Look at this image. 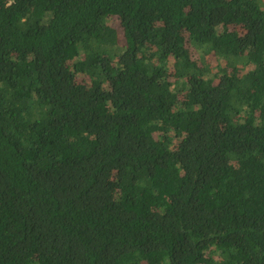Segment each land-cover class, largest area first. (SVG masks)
Listing matches in <instances>:
<instances>
[{"label":"trees","instance_id":"obj_1","mask_svg":"<svg viewBox=\"0 0 264 264\" xmlns=\"http://www.w3.org/2000/svg\"><path fill=\"white\" fill-rule=\"evenodd\" d=\"M27 1L0 0V264H264V0Z\"/></svg>","mask_w":264,"mask_h":264},{"label":"rangeland","instance_id":"obj_2","mask_svg":"<svg viewBox=\"0 0 264 264\" xmlns=\"http://www.w3.org/2000/svg\"><path fill=\"white\" fill-rule=\"evenodd\" d=\"M31 2H32V1L29 0V1L26 2V4L30 5ZM110 23H111V26H112L113 28H115V29L119 32L120 41H121V43H123V39H122V29H121V25H120V23H119L118 18H117L116 16H111V18H110ZM194 57H196V54H194ZM213 63H214V61H213ZM77 79H78L79 81H82V80H84V81H88V77L85 76V75H78V76H77Z\"/></svg>","mask_w":264,"mask_h":264}]
</instances>
